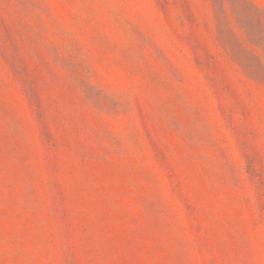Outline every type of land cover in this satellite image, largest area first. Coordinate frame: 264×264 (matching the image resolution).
I'll use <instances>...</instances> for the list:
<instances>
[{
	"label": "rangeland",
	"instance_id": "1",
	"mask_svg": "<svg viewBox=\"0 0 264 264\" xmlns=\"http://www.w3.org/2000/svg\"><path fill=\"white\" fill-rule=\"evenodd\" d=\"M0 264H264V0H0Z\"/></svg>",
	"mask_w": 264,
	"mask_h": 264
},
{
	"label": "trees",
	"instance_id": "2",
	"mask_svg": "<svg viewBox=\"0 0 264 264\" xmlns=\"http://www.w3.org/2000/svg\"><path fill=\"white\" fill-rule=\"evenodd\" d=\"M237 17H238V15H237ZM238 20L242 24V20H240V18H238ZM261 23L263 24V22H261ZM243 25H244V33H245V35L247 37V41H249L250 46L256 45L254 43L255 38H254V36H252L253 33L255 34V32H254V28L256 27L255 21L254 20H248L247 24H243ZM246 51L250 55H254V57L259 59V57L256 54H254L251 49L246 48Z\"/></svg>",
	"mask_w": 264,
	"mask_h": 264
}]
</instances>
